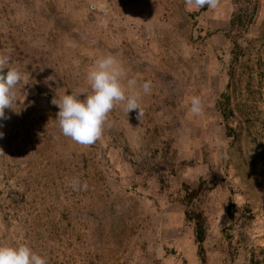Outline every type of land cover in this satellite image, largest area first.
<instances>
[{"label":"rangeland","instance_id":"1","mask_svg":"<svg viewBox=\"0 0 264 264\" xmlns=\"http://www.w3.org/2000/svg\"><path fill=\"white\" fill-rule=\"evenodd\" d=\"M9 49L21 81L0 120V244L48 264H264V0H0ZM109 53L152 88L139 120L117 106L83 146L60 133L51 100L90 92L87 71ZM184 185L201 188L204 262Z\"/></svg>","mask_w":264,"mask_h":264},{"label":"clouds","instance_id":"2","mask_svg":"<svg viewBox=\"0 0 264 264\" xmlns=\"http://www.w3.org/2000/svg\"><path fill=\"white\" fill-rule=\"evenodd\" d=\"M184 3L190 10L205 6L215 9L220 0H184ZM11 51L9 49L8 54H0V120L9 119L5 109L13 110L16 104L14 89L21 81L19 70L10 67ZM86 82L90 92H71L51 100V104L59 109L56 120L64 137L83 146L95 144L102 138L108 116L117 106L122 105L126 115L135 111L137 120L144 115L142 96L150 93L151 81H144L137 89V79L128 78L126 69L115 55L109 53L96 58L87 71ZM81 95L83 99H80ZM190 105L193 115L202 114L203 106L199 96L190 97ZM3 136L4 133L0 132V138ZM0 155H3L2 151ZM70 187L73 191H83L87 189V183L81 184L79 179L74 178L70 181ZM0 264H48V261L27 244H0Z\"/></svg>","mask_w":264,"mask_h":264},{"label":"trees","instance_id":"3","mask_svg":"<svg viewBox=\"0 0 264 264\" xmlns=\"http://www.w3.org/2000/svg\"><path fill=\"white\" fill-rule=\"evenodd\" d=\"M241 16L237 15L235 17H232L231 24H239L240 23ZM234 48L238 49L239 46L235 43H233ZM237 60V55L234 56V61ZM222 101L217 103V110L221 114L222 119L226 123L228 118L232 115V110H230L229 107V97L228 95L222 94L221 95ZM226 135L229 137L233 136V129L228 127L226 125L225 127ZM185 188V194L182 196L180 203L185 207V218L189 222L193 224V233L196 245L198 247V256L200 257V261L204 262L203 258V249H202V243L205 240V221L204 217L201 211H198V209L192 208L193 201L199 196L201 192V188L197 187L195 189L189 188L186 185L183 186Z\"/></svg>","mask_w":264,"mask_h":264},{"label":"water","instance_id":"4","mask_svg":"<svg viewBox=\"0 0 264 264\" xmlns=\"http://www.w3.org/2000/svg\"><path fill=\"white\" fill-rule=\"evenodd\" d=\"M5 73H6V70H5Z\"/></svg>","mask_w":264,"mask_h":264}]
</instances>
